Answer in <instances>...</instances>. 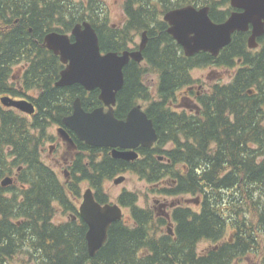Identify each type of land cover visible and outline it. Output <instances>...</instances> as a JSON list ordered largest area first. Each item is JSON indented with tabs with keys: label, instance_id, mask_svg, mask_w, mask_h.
I'll use <instances>...</instances> for the list:
<instances>
[{
	"label": "trees",
	"instance_id": "trees-1",
	"mask_svg": "<svg viewBox=\"0 0 264 264\" xmlns=\"http://www.w3.org/2000/svg\"><path fill=\"white\" fill-rule=\"evenodd\" d=\"M104 3L0 0V95L17 93L10 74L25 59L21 86L36 108L29 118L0 104V181L20 168L18 188L0 187V264L22 254L32 264H231L248 256L250 264H264V35L252 51L249 33H235L217 57L198 53L188 58L167 33L162 15L186 5L208 6L211 20L220 23L232 10L229 0H123L120 26L109 25ZM84 21L94 28L102 52L128 50L146 32L143 61H130L123 70L114 115L123 119L142 103L157 140L128 162L74 137L83 153L74 168L78 175L65 186L41 160L42 141L51 125H61L71 114L75 98L85 111L101 102L98 90L55 87L58 70L52 65L46 72L40 64L49 57L42 44L47 33H70ZM201 65L236 69L228 82L212 84L199 98L196 114L173 108L175 93L193 83L191 71ZM149 73L157 76L154 91L146 84ZM126 172L154 186L159 196L189 198L173 202L169 236L161 232L165 217L139 206L137 194L121 193L116 200L128 209V220L111 224L105 244L90 257L85 223H54L55 205L75 211L68 194L78 198L80 181L95 189L99 204H106L103 183ZM201 241L212 244L210 249L199 252Z\"/></svg>",
	"mask_w": 264,
	"mask_h": 264
},
{
	"label": "water",
	"instance_id": "water-1",
	"mask_svg": "<svg viewBox=\"0 0 264 264\" xmlns=\"http://www.w3.org/2000/svg\"><path fill=\"white\" fill-rule=\"evenodd\" d=\"M229 5L234 10L221 23L210 19L207 6L188 5L170 10L163 16V21L168 24L167 33L183 49L186 57L200 52L217 57L230 44L232 35L238 32L249 31L247 47L256 49L257 39L264 34V0H229ZM146 43L147 35L143 32L137 50L102 52L97 34L87 21L74 25L70 34L49 32L43 39V46L65 65L55 87L79 85L87 92L98 90V99L103 104L85 111L81 99L76 98L72 113L62 121L63 126L87 146L110 149L112 158L128 162L138 159L137 148L150 149L157 140L153 122L140 105L132 107L124 119H117L114 115L116 95L124 84L123 70L131 60L142 62ZM252 93L248 91V94ZM0 103L28 115L34 113V105L27 100L4 96ZM57 132L71 143L64 128ZM159 160L163 158L159 157ZM124 179L119 176L113 182L119 184ZM12 183V178L6 177L0 181V186L8 187ZM78 211L87 227V252L93 257L105 244L111 224L122 220L123 212L118 204L96 202L90 189L85 190ZM167 233L173 235L171 224Z\"/></svg>",
	"mask_w": 264,
	"mask_h": 264
},
{
	"label": "rangeland",
	"instance_id": "rangeland-1",
	"mask_svg": "<svg viewBox=\"0 0 264 264\" xmlns=\"http://www.w3.org/2000/svg\"><path fill=\"white\" fill-rule=\"evenodd\" d=\"M108 17H109V25H117L120 26L123 21L125 20V16H124V11H123V0H105V3L103 4ZM136 44H138L140 42V35L137 36L135 38ZM13 68V66H12ZM236 68L227 70L225 68H219V67H213L211 66V68H205L204 66L201 68L199 67L198 69L194 68L193 71H191V76L193 79H197L200 78L202 80H204L206 82V87L208 88L209 85L215 84V83H226L229 80V74L232 73ZM17 76V72H15V70L11 71L10 74V80L12 79V77ZM18 83H13V87H18L17 86ZM146 84L149 85V87H151V89L154 91L156 88V84H157V76L155 74H147L146 75ZM195 83H193L192 85H194ZM0 96H6V95H0ZM140 105L143 104L141 103ZM7 108V107H5ZM49 134H54L55 136L57 135L54 129V126H52L51 128H49L48 130ZM51 157L54 158L53 155L49 154V149H48V143L46 145L43 146L42 148V153H41V160L47 164L50 168L52 169H56L57 165L55 166L54 161L51 159ZM66 166L63 165V169H65ZM16 173L17 170L16 168H14L11 172L10 175H8L9 177H11L13 179V183L15 184V186L18 188L19 184L18 181L16 179ZM59 174L62 175L61 172H59ZM120 175H122L125 179L124 181H122L119 184H114L113 179L119 177ZM117 175L116 177H114L111 180H107L103 183V190L105 191V193L107 194V196L109 197V201H111L112 203L116 202V198L123 192H130V193H135L138 195V201L137 204L141 207H149L151 209L154 210L155 215L157 216H164V213H166V215H169V211L170 209L173 208L174 201H181V204L184 203V199L189 198L188 196L185 197H167L164 198L162 196H159L157 193L153 192L154 186H152L151 184L147 183L146 181L142 180L140 177H138L137 175L133 174V173H123ZM60 178L62 179V182H64V177L60 176ZM83 189L86 188L85 183L82 184ZM4 194L6 196H10L11 194L9 192H4ZM164 205V206H163ZM162 208L163 212H160V207ZM59 206L55 205V213L53 216V222L56 224L59 223H63L68 221V216L66 214H62L58 211ZM159 208V210H158ZM123 213H124V220L127 221L128 217H129V212L126 209H123ZM168 223H171V221L168 220ZM163 226L161 228V232H164L166 230V226ZM172 226V225H171ZM212 244H210L207 241H201L199 242L198 246H197V250L199 252L204 251L205 249H210ZM252 259V257L248 256L247 258L241 259V261H237L235 260L234 262H232L231 264H250V260ZM10 264H32V261L29 260V257L26 254H22V255H18L15 259H13L11 261Z\"/></svg>",
	"mask_w": 264,
	"mask_h": 264
},
{
	"label": "flooded vegetation",
	"instance_id": "flooded-vegetation-1",
	"mask_svg": "<svg viewBox=\"0 0 264 264\" xmlns=\"http://www.w3.org/2000/svg\"><path fill=\"white\" fill-rule=\"evenodd\" d=\"M42 46H43V44H42ZM132 49L136 50L137 48H136V46H134ZM48 52H49V57L47 59L42 60L40 62V64L44 66V70L46 72H51L52 65H53V71H55V69H57L58 70L57 73L59 75L60 72L64 69L65 65H63V63H61V61H60L58 56L54 55L50 51H48ZM32 54H33V57L36 55L35 52H33ZM27 65H28L27 60L23 59V60H19L17 62V64H15L13 66L12 70H15V72H17V76L12 77L11 80L9 79V83H10V85L12 87H13V83H18L17 84L18 87H13V89L16 90L17 93L14 94V95H6V96L11 97L12 99H15V100H27V101L32 103V101L28 97L30 94L26 93L23 90L22 86H21L23 73H24V70L27 68ZM203 66L205 68H207V67L211 68V65H201L199 67L202 68ZM199 67H196V68L198 69ZM219 68H225V67H219ZM193 70L194 69H192V71ZM193 83H195V84L192 85ZM193 83L191 85H189V86H187V87H185V88H183L180 91L175 93V100H176L177 103L172 105L173 108H175L177 110H184V111L189 112L191 114L192 113L196 114L198 112L199 106H200L199 98L202 95H204L205 93H208L210 91V88H211L212 85H209V87L207 88L206 87V85H207L206 82L204 80L200 79V78L193 79ZM63 88H66V87H63ZM31 95L35 96L36 93L32 92ZM34 107H35V105H34ZM9 109L15 111L18 114H22L23 116H27L29 118H31L33 116V115H26L24 113H20V112H18V110L14 109V108H9ZM63 119H62V121H63ZM52 126H54V129H55V132H56L57 135L56 136L54 134L51 135L48 132L47 133V137L42 141V146L40 148V152L42 153L43 146L48 143L49 154L54 156V158L51 157V159L54 161L55 166L57 165L56 169H52V168L51 169L56 173L57 177L59 178V180L61 182H62V179L60 178V176L64 177V182H62V183H64V185L66 186V184H68V183L71 184L72 181H73V177H76L78 175V174L74 173V168L76 170L79 167V161L81 162L80 157H81L83 152L80 150L81 149L80 145L76 144L75 141H74V137L76 138V136L74 135L73 132H71L69 129H67L65 126H63V122L61 123V125L60 124L51 125L50 128ZM59 128H64L66 130V132H67V134L69 136V139L71 140V143H69L68 141H65V139H63V137L57 132V130ZM76 140H78V139L76 138ZM79 142H81V141H79ZM138 149H140V148L136 149L137 152L139 153ZM110 152H111V150H110ZM139 156L141 157V155H139ZM158 159H159V157H158ZM63 165L66 166L65 169H63ZM59 172H61L62 175L59 174ZM16 175H17V173H16ZM120 176H122V175H120ZM84 183L86 185L85 189H83V186H82V184H84ZM87 189L91 190V192L93 194V197H94V200L96 201V199H95V193H96L95 189L92 186H90L88 182L80 181L78 198L74 197V196L72 197L71 192L68 194V197L70 199H72V200H69V201H73L75 203V206H74L75 207V211H65L63 209V205H59L58 211L62 214V216H63V214H66L68 216V219L72 220V221L82 220L80 215H79V211L78 210H79V206H80V204L82 202V196H83L85 190H87ZM108 203H112V202L108 201L106 204H108ZM115 203L119 204L117 202V200H116ZM101 205H104V204H101ZM159 207H160V212L162 213L163 210H162L161 206H159ZM123 209H126V208L122 207V210ZM126 210L128 211V209H126ZM158 210H159V208H158ZM170 212H171V209L169 211V215L171 214ZM170 218H171V216H170ZM124 219L125 218H123V220ZM165 222H166L165 225H167L168 220L166 218H165Z\"/></svg>",
	"mask_w": 264,
	"mask_h": 264
}]
</instances>
